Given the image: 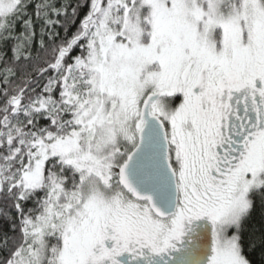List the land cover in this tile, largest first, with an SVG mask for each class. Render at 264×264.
Instances as JSON below:
<instances>
[{"label": "snow or ice", "instance_id": "1", "mask_svg": "<svg viewBox=\"0 0 264 264\" xmlns=\"http://www.w3.org/2000/svg\"><path fill=\"white\" fill-rule=\"evenodd\" d=\"M0 264H264V0H0Z\"/></svg>", "mask_w": 264, "mask_h": 264}]
</instances>
